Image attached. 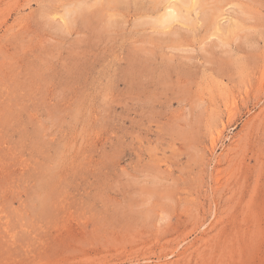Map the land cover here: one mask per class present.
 Here are the masks:
<instances>
[{"label":"rangeland","instance_id":"obj_1","mask_svg":"<svg viewBox=\"0 0 264 264\" xmlns=\"http://www.w3.org/2000/svg\"><path fill=\"white\" fill-rule=\"evenodd\" d=\"M0 264H264V0H0Z\"/></svg>","mask_w":264,"mask_h":264},{"label":"bare ground","instance_id":"obj_2","mask_svg":"<svg viewBox=\"0 0 264 264\" xmlns=\"http://www.w3.org/2000/svg\"><path fill=\"white\" fill-rule=\"evenodd\" d=\"M178 1V0H177ZM170 2V1H169ZM174 2V1H173ZM177 7H178V5H177ZM170 8V10H169V12H167L166 14H167V16L169 17V18H173L174 17V15H175V12H176V10H177V8L175 7V5H173V7H167V9H169ZM176 9V10H175ZM177 14H179V12H177ZM176 17H177V15H176ZM180 17V16H179ZM175 18V17H174ZM212 143V142H211Z\"/></svg>","mask_w":264,"mask_h":264}]
</instances>
